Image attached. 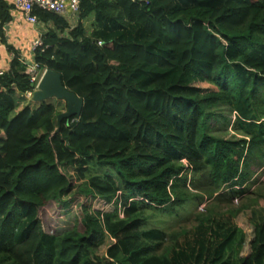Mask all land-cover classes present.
Masks as SVG:
<instances>
[{
	"label": "trees",
	"instance_id": "trees-1",
	"mask_svg": "<svg viewBox=\"0 0 264 264\" xmlns=\"http://www.w3.org/2000/svg\"><path fill=\"white\" fill-rule=\"evenodd\" d=\"M80 2L75 28L35 9L54 28L33 61L84 101L81 117L56 133L54 104L22 108L35 86L18 55L0 76V264H264V221L248 209L198 218L195 247L185 254L180 247L159 254L167 235L144 229L148 211L176 216L203 200L191 185L219 200L245 196L257 183L264 0ZM11 21L0 0V32ZM222 107L236 119L221 116ZM217 120L241 138L220 136ZM68 169L85 181L78 195L93 199L83 208L85 230L48 234L39 211L74 190ZM106 234L114 243L100 256Z\"/></svg>",
	"mask_w": 264,
	"mask_h": 264
},
{
	"label": "rangeland",
	"instance_id": "rangeland-1",
	"mask_svg": "<svg viewBox=\"0 0 264 264\" xmlns=\"http://www.w3.org/2000/svg\"><path fill=\"white\" fill-rule=\"evenodd\" d=\"M92 20L93 17L85 22V24L88 22L86 25L88 33H91L92 31ZM40 35L41 34L37 36L35 42L40 39ZM35 42L31 47V52H34L33 46ZM25 60H28L29 64L32 63V55L29 53ZM26 73L32 74L33 71L31 68H27ZM43 73L44 72H41L39 77H41ZM207 86V84L202 85V87L205 88H207ZM47 102L54 104L58 113L62 114L67 112V103L65 101L52 99ZM27 105H30L31 108L35 109L38 106V103H35L29 98L21 101L22 108ZM218 113L224 118L226 117L233 120V114L226 107L218 109ZM219 120L213 121L212 127L216 130H220L218 133L220 136L226 139H232L233 137L237 139L241 138V135L233 131L234 129H232L231 126L226 128L224 122ZM65 172L73 181L74 190L65 197L62 203L50 202L39 211V218L42 221L45 232L48 234H50L51 231L54 232V234H58L74 227H78L80 232H84L85 229L82 224L83 208L86 203H92L93 201L91 198L78 195V187L84 184L85 181L79 180L75 171L72 169H68ZM254 172L255 175L252 182L256 181L257 183L252 185L248 193L240 198L231 199L230 196H227L224 198H218L219 200H217L216 197L209 200L206 195L195 190L191 185L190 190L194 194L201 196L203 200L186 204L176 216L148 211L146 216L150 217V219L147 221L144 229H160L167 235V239L164 244H162L161 248L158 249V253L161 254L170 248L178 249L179 247L183 254L190 252V250L195 247L193 244L197 239L196 229L199 226L200 221L198 218L200 217L205 218L208 216H214L219 218L223 215L229 217L230 214H235L241 209H248L252 213H255V222L264 221V205H261V203L264 202L261 201V199L264 197H259L261 194L264 195V169L260 171L254 170ZM198 185L200 184L198 183L197 186ZM153 214H156V216L151 217ZM121 216L123 217V215ZM234 223L239 226L243 225V221H237V219H234ZM98 241L100 244L97 247V252L100 256H105L108 248L114 243V240L106 234Z\"/></svg>",
	"mask_w": 264,
	"mask_h": 264
},
{
	"label": "built area",
	"instance_id": "built-area-1",
	"mask_svg": "<svg viewBox=\"0 0 264 264\" xmlns=\"http://www.w3.org/2000/svg\"><path fill=\"white\" fill-rule=\"evenodd\" d=\"M11 3L13 7L11 13H19L24 21L34 28L44 26V23L34 14L35 9H40L65 19L70 24L71 28H75L79 22L80 0H12ZM99 45H102V42H99ZM40 46H42V38L35 42L33 50L35 51ZM28 65L27 68H31L33 71V73L29 75L31 76V83L35 86V91L45 71L42 76L39 77L41 71H39L37 64L33 61ZM4 73V71H0V76ZM33 92L25 94L24 98L30 99ZM233 119H236V114H234Z\"/></svg>",
	"mask_w": 264,
	"mask_h": 264
},
{
	"label": "crops",
	"instance_id": "crops-1",
	"mask_svg": "<svg viewBox=\"0 0 264 264\" xmlns=\"http://www.w3.org/2000/svg\"><path fill=\"white\" fill-rule=\"evenodd\" d=\"M4 1L10 6V14L12 16V21L0 32V71L7 72L10 70L16 55H18L21 64L28 67L29 62L25 58L29 53L32 57L34 56V52H31V47L37 36L41 34L40 38H42L48 29L54 28V26L50 23L34 28L27 24L19 13H11L13 8L11 6L12 0Z\"/></svg>",
	"mask_w": 264,
	"mask_h": 264
},
{
	"label": "water",
	"instance_id": "water-1",
	"mask_svg": "<svg viewBox=\"0 0 264 264\" xmlns=\"http://www.w3.org/2000/svg\"><path fill=\"white\" fill-rule=\"evenodd\" d=\"M30 99L35 103H44L52 99L67 103V112L57 117L56 133L60 132L64 120L81 117L84 109V101L75 93L69 91L64 86L61 76L51 70L45 71L38 88L31 94Z\"/></svg>",
	"mask_w": 264,
	"mask_h": 264
}]
</instances>
